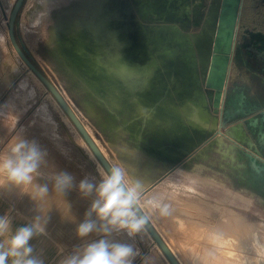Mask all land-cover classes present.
<instances>
[{
  "label": "rangeland",
  "instance_id": "1",
  "mask_svg": "<svg viewBox=\"0 0 264 264\" xmlns=\"http://www.w3.org/2000/svg\"><path fill=\"white\" fill-rule=\"evenodd\" d=\"M16 1L0 0L4 23H8ZM162 1L26 0L18 18V38L60 89L113 166L124 170V147L134 154L166 153L176 158L177 162L200 144L206 134L219 128V118L206 106V101L212 99V93H204L218 11L209 19L214 26L195 36V41V37H182L174 29H149L152 25L164 24V21L155 14L141 16L138 12L151 10L169 17H177L179 11L186 14L187 10L181 8L186 0ZM174 7L176 11H172ZM138 19L148 28L135 22ZM169 23L179 24L178 21ZM180 29L187 30L182 26ZM196 48L200 53L202 72L194 64ZM84 50L91 56L94 54L93 58L96 55L106 74H97L96 68L82 60ZM18 57L19 63L33 78V102L54 105L56 112L50 113L51 118L64 119L72 133L81 136L43 82ZM227 133L248 141L241 126L234 125ZM214 138H207L200 147L209 145L204 154L209 165L219 166L232 177L242 179L235 167V157L238 156L235 146L228 145L223 135ZM81 143L97 164L98 175L93 177L99 182L107 172L83 138ZM258 178L264 180V172ZM219 181L209 177L210 199L225 200L227 204L216 207L214 214L220 211L226 223H214L210 228L217 231L221 225L227 232L234 231L237 237L219 245L211 240L205 242L217 248L230 249L228 254L237 257V260L241 259V255L253 252V262L246 258L242 261L264 264V194L261 191L246 194L235 190L228 176L225 181ZM231 204L241 205L238 210L242 213ZM148 209L156 220L154 209ZM171 242L175 244V241ZM173 246L176 248V245ZM253 249H257L258 255Z\"/></svg>",
  "mask_w": 264,
  "mask_h": 264
},
{
  "label": "crops",
  "instance_id": "2",
  "mask_svg": "<svg viewBox=\"0 0 264 264\" xmlns=\"http://www.w3.org/2000/svg\"><path fill=\"white\" fill-rule=\"evenodd\" d=\"M2 16L3 11H0V153H6L10 142L15 138L36 141L48 153L47 164L42 165L43 175L38 182L48 184L49 192L47 196L40 197L35 187L29 186L27 191L36 196L32 200L27 195H22L20 188L5 185L0 189V215L7 214L10 217L13 231L25 223H30L36 215H49L51 219L47 225V235L32 241L34 255L41 257L45 264H59L63 256L75 247L97 237L93 235L81 241L75 235L76 225L83 219L90 199H82L75 190L66 196L62 195L53 188L50 175L66 170L79 181L84 176L92 178L98 175V167L84 149L81 143L83 137L74 135L64 119L51 118L50 113L56 112L54 105L33 102V78L19 63V55L10 40L9 25L3 22ZM230 96L231 101L233 100V113L236 110L244 111L247 105L259 103L260 100L258 94H254L253 89L242 82L236 83ZM234 125L242 128L244 126L242 121H236ZM227 129L228 126H224L222 131L218 128L213 137L216 139L218 135H223L228 145L235 146L238 155L235 157V167L242 179L232 177L219 166L209 165L204 157L209 145L202 148L198 146L196 149L200 150L185 153L177 162L176 158L166 153L134 154L128 148H122L126 180L138 185L140 207L181 264H247L242 261L245 258L253 262L251 251L252 254L247 253L241 257L239 255L241 259L237 260V257L228 254L230 249L217 248L205 242L211 240L225 244L227 239L233 240L237 237L234 231L227 232L221 225L217 231L210 228L214 223H226L220 215L221 212L218 211L215 215L214 209L227 204L225 200L210 199V176L215 177L218 182L220 179L225 181L228 176L233 181L235 190L246 194L261 191L264 194V180L257 179L259 175L246 156V152L255 151L254 148L249 146L248 141L226 133ZM205 137L207 138V134ZM155 138L158 136L155 135ZM218 190L222 192L220 187ZM165 206L166 214L161 212V208ZM231 206L236 210L241 208V205ZM149 207L154 209L156 220L150 215ZM110 239L130 243L138 248L142 256L137 257L135 264H141L144 256L148 258L147 264H171L146 227L134 239H130L125 233H114ZM171 241H175V244ZM253 251L258 255L257 249Z\"/></svg>",
  "mask_w": 264,
  "mask_h": 264
},
{
  "label": "clouds",
  "instance_id": "3",
  "mask_svg": "<svg viewBox=\"0 0 264 264\" xmlns=\"http://www.w3.org/2000/svg\"><path fill=\"white\" fill-rule=\"evenodd\" d=\"M47 151L36 141L15 138L10 142L8 151L0 153V189L11 185L21 189L22 195L35 200L36 196L27 191L34 186L40 197L48 195V184H40L42 165L47 164ZM53 188L62 195L70 191L78 192L82 199L89 200L83 219L76 225L75 235L81 241L95 235L97 238L75 247L64 255L59 264H135L142 256L133 244L110 239L114 233H125L130 239L140 234L147 218L138 213L140 192L138 185L126 180V172L120 166H113L99 182L95 178L76 177L59 170L50 175ZM166 214L167 207L161 208ZM51 217L36 215L30 223L11 228V219L0 215V264H45L34 255L32 241L47 235V225ZM148 258L142 257L141 264Z\"/></svg>",
  "mask_w": 264,
  "mask_h": 264
},
{
  "label": "water",
  "instance_id": "4",
  "mask_svg": "<svg viewBox=\"0 0 264 264\" xmlns=\"http://www.w3.org/2000/svg\"><path fill=\"white\" fill-rule=\"evenodd\" d=\"M25 1L26 0H17L9 16L8 25H9V34H10L11 43L15 48V50L17 51L20 58L23 60V62L28 66V68H30L36 74V76L43 82L46 88L51 92L53 97L57 100L63 111L69 117V119L74 124L80 135L83 137L84 141L87 143L91 151L94 153L95 157L99 160L101 165L108 173L109 170L113 167V164L109 161V159L107 158L101 147L98 145V143L93 138V136L89 133V131L87 130V128L85 127V125L83 124V122L81 121L75 110L73 109V107L69 104L65 96L62 94L60 89L57 87V85L42 69H40L33 62V60L28 54L29 50L25 45L21 44L18 38L16 28H17L19 15L21 13ZM162 2L166 3L168 2V0H163ZM162 2H160V4ZM149 3L155 4L153 2H149ZM239 4H240V0H227V3L224 4L223 11H226L227 16L230 17V20L229 22H227L226 27H224L223 29L220 45L219 46L217 44L215 45V55L211 65V73L216 68L215 67L217 66L216 64L220 66V69L214 78H212L210 75L207 77V80L204 81V87H205L204 93L208 95V90L210 89L214 90L212 94L213 99L210 102L207 100L206 106L208 109H210V111L214 116H217L219 118L218 121L219 130L222 131L224 126H228V129H231L236 121L243 122L244 124L243 130L246 133L248 143L250 144L249 146L253 147L255 150L251 152L247 151L246 156L248 157L252 167H254V170L259 175L260 173L264 172V105H256L255 107L253 106V104L247 105L244 111L236 110L235 111L236 114H235L231 110L232 101H231V96L227 89L228 69H229L231 54L233 50V39L235 33L237 12L239 10ZM181 8L187 10L186 14L183 13L184 11L183 12L179 11L177 17H169L164 13L153 12L151 10L146 11L145 13H141V12L138 13L141 16L155 14L157 18H160L164 21V24L152 25V27H149V29L157 28V27L160 28L166 27L169 29H174L177 32L181 33L182 37L184 36L190 37L188 34L183 33L177 24L169 23V21L183 22L189 17V11H190L189 0H186L185 3L181 5ZM135 22H140V24L147 27L140 19H138ZM195 41H196V37H195ZM166 50H168V48L165 49V51ZM196 50L197 53L195 54V56H197V59L194 60V64L197 65L202 72V64L200 63V53L197 48ZM256 127L258 130L255 129ZM213 134L214 131L207 134V138L212 137ZM207 138L204 136V140L192 150L204 144ZM138 213L147 218V223L145 225L146 229L151 234L154 241L158 244L161 250L164 252V254L169 259L171 264H181L178 261V259L175 257L174 253L172 252L171 248L168 246L166 241L162 238L160 233L154 227V225L152 224V222L150 221L149 217L146 215L144 210L140 207V205L138 207Z\"/></svg>",
  "mask_w": 264,
  "mask_h": 264
},
{
  "label": "flooded vegetation",
  "instance_id": "5",
  "mask_svg": "<svg viewBox=\"0 0 264 264\" xmlns=\"http://www.w3.org/2000/svg\"><path fill=\"white\" fill-rule=\"evenodd\" d=\"M190 3L193 5L190 6ZM222 5V0H189V17L177 25L186 27V32H182L191 38L201 35L214 26L209 21L210 16L215 15L216 11L219 14ZM238 82L258 94L260 100L253 103L254 107L264 105V0H240L228 69L229 94Z\"/></svg>",
  "mask_w": 264,
  "mask_h": 264
},
{
  "label": "bare ground",
  "instance_id": "6",
  "mask_svg": "<svg viewBox=\"0 0 264 264\" xmlns=\"http://www.w3.org/2000/svg\"><path fill=\"white\" fill-rule=\"evenodd\" d=\"M137 1V0H136ZM139 3H140V1H139ZM225 3H227V0H222V6H221V8H220V11H219V14H218V20H217V25H216V32H215V35H214V39H213V50H212V55H211V61H210V66H209V69H208V73H207V75H206V79H205V81L207 80V77L208 76H210L211 75V77L212 78H214L215 76H216V74L218 73V71H219V69H220V66L218 65V64H216L217 66H215L216 68L213 70V72L211 73V65H212V62H213V60H214V55H215V45L217 44L218 46L220 45V43H221V39H222V33H223V29H224V27H226V24H227V22H229V20H230V17L229 16H227V13H226V11H223V7H224V4ZM149 4H151V3H149ZM139 5V4H138ZM141 5H139V7H140ZM143 7V6H142ZM162 8V7H161ZM160 8V9H161ZM140 9H142V8H140ZM147 9V8H146ZM149 9V8H148ZM167 9V8H166ZM172 11H176V7H174L173 9H172ZM225 17V18H224ZM86 48H87V45H86ZM81 49V48H80ZM89 49V48H88ZM96 50V49H95ZM95 50H94V53H95ZM93 51V50H92ZM81 52H83V51H81ZM84 52H85V50H84ZM87 52V51H86ZM81 53V57H82V60L83 61H85L89 66H92V67H94V68H96V70H97V74H102V73H107V71H106V69L104 68V66L102 65V66H100L99 64H98V60H97V57H96V55L94 56V58L96 57V61L94 60V58L91 56V55H89V54H87V53ZM88 53H90V52H88ZM97 53V52H96ZM95 53V54H96ZM91 54V53H90ZM100 61V60H99ZM100 64H102V62L100 63ZM110 65V64H109ZM121 66V65H120ZM124 66V65H123ZM122 66V67H123ZM120 68V67H119ZM30 69V68H29ZM31 70V69H30ZM116 70V69H115ZM123 70V69H122ZM121 70V71H122ZM120 71V70H119ZM125 71V70H124ZM110 72V71H109ZM126 73V72H125ZM122 74V73H121ZM124 74V73H123ZM36 75V74H35ZM110 75V74H109ZM213 91L214 90H208V92H211L212 94H213ZM51 93V92H50ZM235 97V96H234ZM212 99H213V95H212ZM212 99H211V101H212ZM57 101V100H56ZM233 101V100H232ZM238 108V107H237ZM86 127V126H85ZM88 130V129H87ZM89 131V130H88ZM90 133V132H89ZM91 134V133H90ZM165 149H167L168 151H171L170 150V148H165ZM175 156V155H174ZM104 168V167H103ZM212 239V238H211ZM213 240V239H212ZM219 240V239H218ZM220 240L222 241V239L220 238ZM224 241V240H223ZM217 241H215V243H216ZM226 243V242H225ZM218 244V243H217ZM214 245V244H213ZM219 245V244H218ZM223 246V245H222ZM219 247V246H218ZM228 247V246H227Z\"/></svg>",
  "mask_w": 264,
  "mask_h": 264
},
{
  "label": "trees",
  "instance_id": "7",
  "mask_svg": "<svg viewBox=\"0 0 264 264\" xmlns=\"http://www.w3.org/2000/svg\"><path fill=\"white\" fill-rule=\"evenodd\" d=\"M20 40V39H19ZM20 42H21V44H23V45H25V43L24 42H22L21 40H20ZM28 54H29V56L31 57V59L33 60V62L40 68V66L38 65V63L35 61V59L33 58V56L31 55V53L28 51ZM41 69V68H40Z\"/></svg>",
  "mask_w": 264,
  "mask_h": 264
},
{
  "label": "built area",
  "instance_id": "8",
  "mask_svg": "<svg viewBox=\"0 0 264 264\" xmlns=\"http://www.w3.org/2000/svg\"><path fill=\"white\" fill-rule=\"evenodd\" d=\"M8 21V20H7Z\"/></svg>",
  "mask_w": 264,
  "mask_h": 264
}]
</instances>
